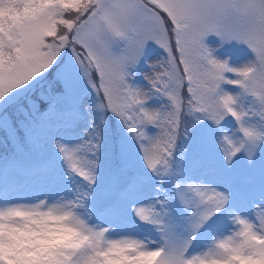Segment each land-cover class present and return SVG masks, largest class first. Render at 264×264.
Masks as SVG:
<instances>
[{"label": "snow or ice", "instance_id": "6c2138e0", "mask_svg": "<svg viewBox=\"0 0 264 264\" xmlns=\"http://www.w3.org/2000/svg\"><path fill=\"white\" fill-rule=\"evenodd\" d=\"M0 264H264V0H0Z\"/></svg>", "mask_w": 264, "mask_h": 264}]
</instances>
